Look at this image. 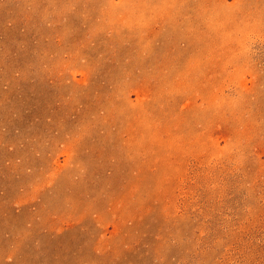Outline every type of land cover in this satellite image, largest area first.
I'll return each instance as SVG.
<instances>
[{
  "label": "rangeland",
  "instance_id": "rangeland-1",
  "mask_svg": "<svg viewBox=\"0 0 264 264\" xmlns=\"http://www.w3.org/2000/svg\"><path fill=\"white\" fill-rule=\"evenodd\" d=\"M0 264H264V0H0Z\"/></svg>",
  "mask_w": 264,
  "mask_h": 264
},
{
  "label": "bare ground",
  "instance_id": "bare-ground-1",
  "mask_svg": "<svg viewBox=\"0 0 264 264\" xmlns=\"http://www.w3.org/2000/svg\"><path fill=\"white\" fill-rule=\"evenodd\" d=\"M190 138V137H189ZM165 145V144H164ZM88 193V192H87ZM110 202V201H109Z\"/></svg>",
  "mask_w": 264,
  "mask_h": 264
}]
</instances>
